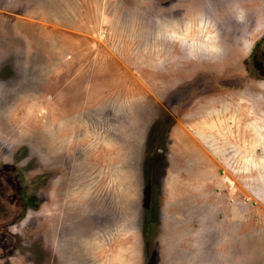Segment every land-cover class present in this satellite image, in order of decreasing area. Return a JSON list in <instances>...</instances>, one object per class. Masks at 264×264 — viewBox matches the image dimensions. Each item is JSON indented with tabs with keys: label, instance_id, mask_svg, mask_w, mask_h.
<instances>
[{
	"label": "rangeland",
	"instance_id": "1",
	"mask_svg": "<svg viewBox=\"0 0 264 264\" xmlns=\"http://www.w3.org/2000/svg\"><path fill=\"white\" fill-rule=\"evenodd\" d=\"M263 36L264 0H0V264H264Z\"/></svg>",
	"mask_w": 264,
	"mask_h": 264
},
{
	"label": "flooded vegetation",
	"instance_id": "2",
	"mask_svg": "<svg viewBox=\"0 0 264 264\" xmlns=\"http://www.w3.org/2000/svg\"><path fill=\"white\" fill-rule=\"evenodd\" d=\"M262 42L263 43H259L256 46V53H254L255 50L253 52V54L258 56L257 65L255 66V63H254V60H253L254 57H253L252 61H253V66H254L253 69L256 72L257 76L264 79V36L262 37ZM0 190H1L2 193H4V192L6 193L9 190V184L6 182V180H4L1 183ZM1 204H2V207H1L2 214H4V206H5L6 209H10L11 206H9L7 204H4L3 201H1Z\"/></svg>",
	"mask_w": 264,
	"mask_h": 264
}]
</instances>
